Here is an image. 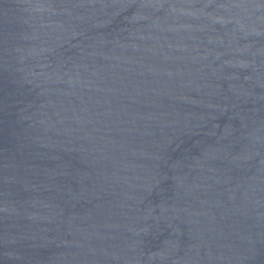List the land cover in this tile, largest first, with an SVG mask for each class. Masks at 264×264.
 I'll use <instances>...</instances> for the list:
<instances>
[{
  "label": "water",
  "instance_id": "obj_1",
  "mask_svg": "<svg viewBox=\"0 0 264 264\" xmlns=\"http://www.w3.org/2000/svg\"><path fill=\"white\" fill-rule=\"evenodd\" d=\"M0 264H264V0H0Z\"/></svg>",
  "mask_w": 264,
  "mask_h": 264
}]
</instances>
